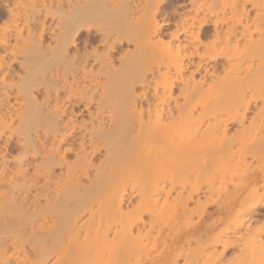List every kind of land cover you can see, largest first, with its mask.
<instances>
[{"label": "bare ground", "instance_id": "obj_1", "mask_svg": "<svg viewBox=\"0 0 264 264\" xmlns=\"http://www.w3.org/2000/svg\"><path fill=\"white\" fill-rule=\"evenodd\" d=\"M172 2L0 0V264L151 261L163 205L206 207L166 185L185 165L245 193L189 261L264 264V0Z\"/></svg>", "mask_w": 264, "mask_h": 264}, {"label": "rangeland", "instance_id": "obj_2", "mask_svg": "<svg viewBox=\"0 0 264 264\" xmlns=\"http://www.w3.org/2000/svg\"><path fill=\"white\" fill-rule=\"evenodd\" d=\"M172 1L174 3L179 2V0H171V2ZM49 21H51L50 18ZM84 34H82L81 37H83ZM221 62L222 60H218V63ZM230 126L232 127L234 125ZM182 168L179 167L173 170L171 169V172L173 173V177L171 174V181L174 182V185L171 186V182L169 180L166 181V185L169 188L174 187L176 190L182 189L183 195L187 194V191L190 189L191 186L199 185L202 188L207 187L206 207H204V203L206 202H203V195L201 194H199V196L202 199L201 203H203L204 205H199L200 208L196 206L197 210H195L197 213L194 211L193 213L195 214H189L185 218L177 217L174 219L172 217L174 211H171L170 208H168V205L173 203V201L169 202L168 205H163L164 207L161 206L162 209H159L160 212L151 219L153 225L149 233L150 236L148 237V239H146V242L149 243V245H146L147 250L149 251V255L155 257L149 262H143L145 264H169L172 258H176L179 264H185V262H188L186 264H203L202 260L197 261L198 263L190 262L189 258L186 255V253L191 252V248L196 245V243L192 239H190L189 241H185V233L189 231V228L194 225L195 227L206 231V235H203V238L206 240L208 237L218 233L219 231L233 230L239 219L240 220L238 225L240 224L241 218H238L240 217V214L238 212L236 214L235 211H238L236 209L239 207L238 205L240 203V200L243 199L245 193L243 194V191L240 188L236 199L234 198L235 192L233 182L237 181L236 178H234V180L231 182L232 185L230 182H228L230 183L228 185V183H226V180L228 179L222 178L221 174H219V172H216L215 169L211 168L212 171H206L207 174H205L206 172H203L204 170L202 169V167L201 171L199 166L196 165H185L184 168ZM177 169H181V171H178ZM168 171L170 172V170ZM175 172L176 174H174ZM201 172V176L199 175L197 177V175ZM138 173L139 171H136L135 169L127 175L128 177H125V180L128 182L129 185H132L135 182H142L141 176H139L140 173ZM129 198L132 202V204L129 205V212L131 214H134L136 212L134 205L138 202L139 197L137 195L132 194L131 196H129ZM212 198L221 199V208L218 207L217 203L212 202ZM188 205L192 207L193 205H195L194 201H189ZM199 214L203 217H201ZM236 215L238 217H236ZM250 218L255 224L260 225V223L264 221V206H259L254 209L250 215ZM207 223H211V225L208 226V229L206 225ZM234 250L235 247L230 246L226 253V256H232ZM181 253H183V255H181Z\"/></svg>", "mask_w": 264, "mask_h": 264}]
</instances>
